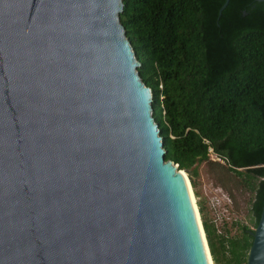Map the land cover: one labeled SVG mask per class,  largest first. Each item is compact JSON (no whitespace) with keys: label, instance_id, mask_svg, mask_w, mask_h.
Masks as SVG:
<instances>
[{"label":"water","instance_id":"95a60500","mask_svg":"<svg viewBox=\"0 0 264 264\" xmlns=\"http://www.w3.org/2000/svg\"><path fill=\"white\" fill-rule=\"evenodd\" d=\"M122 10L0 0V264H208Z\"/></svg>","mask_w":264,"mask_h":264},{"label":"trees","instance_id":"16d2710c","mask_svg":"<svg viewBox=\"0 0 264 264\" xmlns=\"http://www.w3.org/2000/svg\"><path fill=\"white\" fill-rule=\"evenodd\" d=\"M123 0L120 22L151 90L165 161L188 174L212 155L264 205V2ZM198 213L213 264H246L252 230L227 237Z\"/></svg>","mask_w":264,"mask_h":264},{"label":"rangeland","instance_id":"374dc122","mask_svg":"<svg viewBox=\"0 0 264 264\" xmlns=\"http://www.w3.org/2000/svg\"><path fill=\"white\" fill-rule=\"evenodd\" d=\"M226 167L223 160L213 155L207 161L196 164L192 174L195 186L191 190L195 205L200 204L217 232L229 238L239 235L238 227L241 225L253 230L249 210L252 198L241 187L240 179ZM181 172L189 180L188 174Z\"/></svg>","mask_w":264,"mask_h":264},{"label":"bare ground","instance_id":"6f19581e","mask_svg":"<svg viewBox=\"0 0 264 264\" xmlns=\"http://www.w3.org/2000/svg\"><path fill=\"white\" fill-rule=\"evenodd\" d=\"M182 175L184 176L185 181H186V185H187V188H188L190 201H191V204H192L195 216H196V220H197V223H198V226H199V229H200L202 240L204 242V248H205L206 256H207V259H208V264H213L212 260H211V256H210L209 250H208V247H207V245L205 243L204 234H203V230H202V227H201L200 216H199L198 210H197L198 208L195 205V198H194L193 193H192L193 191L191 190V186H190L189 180H188L187 176L184 174V172H182Z\"/></svg>","mask_w":264,"mask_h":264},{"label":"built area","instance_id":"2783aa9c","mask_svg":"<svg viewBox=\"0 0 264 264\" xmlns=\"http://www.w3.org/2000/svg\"><path fill=\"white\" fill-rule=\"evenodd\" d=\"M209 155H210V156L212 155V152H211V150H209Z\"/></svg>","mask_w":264,"mask_h":264}]
</instances>
